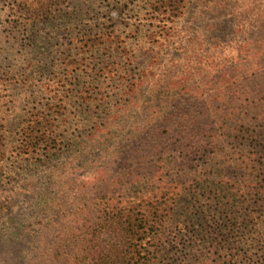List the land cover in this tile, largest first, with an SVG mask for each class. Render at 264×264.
<instances>
[{
  "label": "trees",
  "instance_id": "1",
  "mask_svg": "<svg viewBox=\"0 0 264 264\" xmlns=\"http://www.w3.org/2000/svg\"><path fill=\"white\" fill-rule=\"evenodd\" d=\"M3 2L6 49L34 53L49 41L42 27L87 0ZM112 33L104 23L85 33L78 51L83 56L52 61L47 82L39 86L33 59L15 71L18 63L8 70L0 64V92L26 94L38 87L41 98L19 112L13 103L0 105V163L8 153L47 162L65 147L85 143V136L101 143L115 127L124 131L135 121L133 134L116 154L83 181L66 252H56L51 264H264V43L253 52L251 40L241 46L251 53L249 60L257 61L254 69L249 61L228 69L211 55L217 64L208 65L218 70L201 82L190 78L185 60H173L165 73L174 77L162 82L169 94L150 105L141 96L153 94L160 84L150 76L154 50L138 49L141 54L128 59L139 63L142 52H150L147 64L123 74L117 59L128 52L121 44L115 47ZM77 63L83 79L116 83L124 103L115 114L101 119L87 114L92 95L101 91L86 85L75 89L68 66ZM176 68L181 69L173 74ZM236 69L240 74L232 75ZM75 103L86 108L79 110ZM71 107L76 111L70 122ZM138 109L141 118L135 115ZM87 117L95 118L89 130Z\"/></svg>",
  "mask_w": 264,
  "mask_h": 264
},
{
  "label": "rangeland",
  "instance_id": "2",
  "mask_svg": "<svg viewBox=\"0 0 264 264\" xmlns=\"http://www.w3.org/2000/svg\"><path fill=\"white\" fill-rule=\"evenodd\" d=\"M157 1L87 0L73 3L67 8L69 13L65 18L60 16L56 22L42 27L49 41L40 44L39 51L30 53L18 47L14 51L6 49L9 43L2 34L6 5L0 0V64L3 63L8 70L12 69L9 68L12 64L18 63L15 71L33 59L31 62L38 68L34 72L39 86L47 82L52 61L60 62L67 54L72 56L70 61L81 58L79 40L85 33H95L104 23L116 38L115 47L121 44V48L128 52L126 58L117 59L124 66V69L119 67L123 74L127 68L139 72L142 64H147L144 57L150 52H142L139 63L128 59L134 57L138 49L154 50L156 57L151 60L150 76L160 80V84L153 94L141 96L142 103L158 105L169 94L162 82L166 77H174L165 73L173 60H185L192 69L190 78L200 82L217 72V66L208 65L211 62L213 65L217 62L221 66L227 65L228 69L251 64L249 68L254 69L257 61L249 60L251 53L243 52L241 46L251 40L249 50L253 52L256 46L264 43V28L260 27V19L264 21V0H163L159 11H152ZM165 9L171 14L163 13ZM260 36L263 38L261 42ZM211 55L217 62L211 59ZM78 66V63L68 66L74 76L75 89L81 90L86 85L101 91L92 95L87 114L98 119L108 113L115 114L119 105L124 103L122 94L117 93L116 83L110 84L103 78L83 79ZM180 69H174L173 74ZM239 69L232 75L240 74ZM240 70L252 73L251 69ZM37 89L34 87L26 94H19L17 89L0 92V105L7 108L13 103L15 111L19 112L27 103L34 105L40 101ZM75 105L79 110L86 108L79 103ZM75 111L72 107L69 110L70 122ZM142 114L139 109L135 112L140 118ZM89 118L86 130L91 128L95 119ZM132 122L135 121H129L124 131L115 127L101 143H91L85 136V143L69 145L47 162L32 163L10 153L5 156L0 163V264H51L56 252H66L65 240L74 226L71 214L78 210L83 181L105 166L127 141V136L133 134Z\"/></svg>",
  "mask_w": 264,
  "mask_h": 264
}]
</instances>
